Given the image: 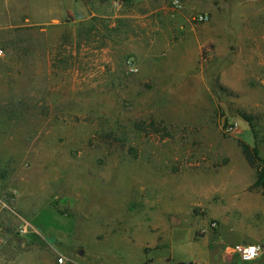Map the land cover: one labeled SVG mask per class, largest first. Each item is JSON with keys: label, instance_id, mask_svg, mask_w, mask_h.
Returning <instances> with one entry per match:
<instances>
[{"label": "rangeland", "instance_id": "1", "mask_svg": "<svg viewBox=\"0 0 264 264\" xmlns=\"http://www.w3.org/2000/svg\"><path fill=\"white\" fill-rule=\"evenodd\" d=\"M258 173L264 0H0V264H199Z\"/></svg>", "mask_w": 264, "mask_h": 264}, {"label": "crops", "instance_id": "2", "mask_svg": "<svg viewBox=\"0 0 264 264\" xmlns=\"http://www.w3.org/2000/svg\"><path fill=\"white\" fill-rule=\"evenodd\" d=\"M211 219L217 227H206L203 244L195 243L202 258L193 259L199 264H243L230 249L237 244L258 245L261 256L249 264H264V194L229 199L220 209L213 208ZM132 253H126L125 263L143 264V253Z\"/></svg>", "mask_w": 264, "mask_h": 264}, {"label": "built area", "instance_id": "3", "mask_svg": "<svg viewBox=\"0 0 264 264\" xmlns=\"http://www.w3.org/2000/svg\"><path fill=\"white\" fill-rule=\"evenodd\" d=\"M184 0H169V3L173 6V7H179ZM203 16L199 15L196 17L197 20L202 21L203 20ZM210 227L211 228H215L217 227V224L215 221H212L210 223ZM3 240L0 238V249L2 246ZM231 253L235 254L239 260L244 263V264H249L252 263L254 261H256L257 259L260 258L261 256V248L258 245H234L231 249ZM62 263V258H58L57 259V264H61Z\"/></svg>", "mask_w": 264, "mask_h": 264}, {"label": "trees", "instance_id": "4", "mask_svg": "<svg viewBox=\"0 0 264 264\" xmlns=\"http://www.w3.org/2000/svg\"><path fill=\"white\" fill-rule=\"evenodd\" d=\"M242 152H243V154L245 156V159L248 162L249 166L253 168L254 167V163H253V161L250 159V157L248 155V153H249L248 147L243 145ZM253 187L254 188H261V189L264 190V181H263V174L262 173L256 174V180L253 183Z\"/></svg>", "mask_w": 264, "mask_h": 264}]
</instances>
